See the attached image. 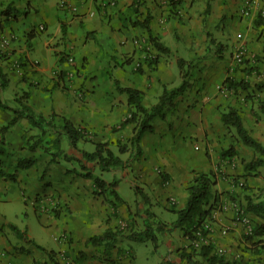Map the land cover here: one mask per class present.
<instances>
[{
    "label": "crops",
    "instance_id": "1",
    "mask_svg": "<svg viewBox=\"0 0 264 264\" xmlns=\"http://www.w3.org/2000/svg\"><path fill=\"white\" fill-rule=\"evenodd\" d=\"M69 1L77 12L60 8V0H0V34L12 38L0 57V129L26 103L36 115L60 127L64 117L86 129L79 142L82 150L93 152L95 143H108L127 161L132 152L118 154L113 145L127 143L135 123H124L129 98L116 82L141 92L146 108L159 102L166 87H180L184 72L188 84L162 115L151 119V129L137 150L138 160L109 172L94 165L88 168L106 183L116 182L104 194H95L94 180L84 175L88 169L58 172L55 165L46 164L41 131L27 117L0 135V264H53L42 250L18 238L10 224L54 250L60 264H187L179 257L191 244L183 229L163 235L155 247L128 240L130 226H123L144 228L146 210L156 220L172 224L178 217L173 208L186 206V186L193 172L211 170L227 176L218 175L211 231L206 242L195 247L199 252L204 244H212V254L242 264H264V249L246 240L235 202L245 204L246 196L264 199L263 168L258 174L244 170L242 160L253 156L238 140L235 128L222 120L223 113L236 108L245 128L264 146V131L263 135L257 131L264 129V114L260 119L252 115L264 103V22L256 24L264 0H175L179 2L175 6L168 0ZM146 15L151 16V34L169 51H157V63L138 70L141 52L134 40L150 35L138 22ZM240 48L247 57L238 67L234 56ZM179 60L187 62L183 69ZM232 76L245 80L248 87L226 96L222 86ZM50 139L52 135H46L43 142ZM231 145L238 152L231 158L238 162L236 167L221 159ZM64 148L70 150L67 140ZM156 167L165 176L156 173ZM235 179L245 182V191ZM248 216L255 224H264V217ZM121 229L123 236L113 247L89 241L107 230ZM262 240L264 244V236ZM134 242L145 246H133ZM23 248L28 253L19 252ZM196 258L199 264H209L202 256Z\"/></svg>",
    "mask_w": 264,
    "mask_h": 264
},
{
    "label": "trees",
    "instance_id": "2",
    "mask_svg": "<svg viewBox=\"0 0 264 264\" xmlns=\"http://www.w3.org/2000/svg\"><path fill=\"white\" fill-rule=\"evenodd\" d=\"M172 5H179L178 1L168 0ZM136 4H139L136 2ZM151 20L150 15L142 16V20L138 21L142 27H144L150 35L148 36L150 42L154 45V48L159 53H168V48L158 41V38H155L151 34V29L149 26ZM264 16L260 14V17L257 19L256 24L260 26L263 24ZM66 31L65 26L63 27ZM4 54V55H3ZM5 53H1L0 57H4ZM133 59V58H131ZM130 62L132 60H129ZM158 56L156 61L149 62V65L157 63ZM180 66L183 67L187 64L185 60H179ZM140 70V68H138ZM187 74L183 73L184 82L183 84L174 89H168L167 87L164 90V93L160 97L159 102L151 108H146L143 105L142 94L138 90L132 88H122L118 82L116 85L119 90L128 94V101L130 104V112L124 123H135L134 134L132 138L128 141L129 146L133 149L139 151V144L144 136V134L151 129L150 121L153 117L157 115H162L166 105L171 104L172 100L180 95L187 87L186 81ZM2 71L0 70V79H2ZM247 89L248 83L245 80L239 81L232 77H228L224 82L222 89L226 88L227 90H232L238 92V88ZM23 108L19 112L14 111V118L7 125L3 126L0 129V135L3 136L12 126H14L21 117L25 116L29 119L31 124L41 131L40 143L44 140L43 138L46 135H52V139L46 141L48 148L46 152L50 154L51 160L50 164L57 163L58 159H65L70 163H77L80 170H87L89 164H93L102 172H109L113 170H118L125 168L129 165L127 161H124L119 155H116L110 148L108 143H95V150L93 152H88L82 150L79 147V142L85 139L86 129L82 127H76L71 121L66 118H61L62 125H56L51 123L52 121L47 120L44 116L36 115L32 112L31 107L24 103L22 104ZM260 110L264 113V103L260 106ZM55 116V114H54ZM223 123L228 127H235L237 135L241 142L250 148H253L257 151L262 157H264V146L255 138L252 137L250 132L245 128L242 118L239 111L230 107L227 112L222 114ZM68 141L70 144V150L64 148V141ZM36 146V145H35ZM35 146H30V149L33 150ZM56 149L55 152H50L52 148ZM126 146V145H125ZM122 146L121 152L124 153L128 151V147ZM236 150L234 147L226 150L222 153L221 157L224 159L226 157H234L236 155ZM244 170L251 173L252 171L258 169L264 164V159L255 160L252 162L243 161ZM84 175L90 177L94 180L96 191L95 194H104L112 187H115L116 182L110 184L106 183L102 178L93 176L91 171L88 169ZM217 184V173L213 170L211 171H199L194 172L191 180L186 186L188 193L187 203L183 209L176 210L173 208V212L177 214V220L172 224H166L164 222L156 220V215L151 211L146 210L144 215L147 217L144 223V228L135 229L133 225L130 226L128 235L126 236L128 240L148 243L151 242L155 247H158V243L162 236L170 233L175 229H183L185 236L191 240V244L181 250L179 257L182 261H186L187 264H199L197 256L204 257L209 264H242L241 261L228 260L223 255L212 254L214 246L212 244H204L200 251L198 252L195 244L200 242L202 237L207 238V235L210 233L208 230H201L205 224L210 223L213 212L217 209L216 201H214L213 188ZM246 190V187L244 188ZM115 195L117 201H122L118 194L114 191L112 192ZM138 193H141L138 191ZM146 201L148 199L145 198ZM245 204L242 205L239 212V219L241 220L243 215L253 213L258 216L264 217V199L255 201L252 197H245ZM115 207V204H114ZM57 211V210H55ZM131 212L129 211V216ZM243 213V214H242ZM9 227L16 234V236L26 243L35 245L37 248L42 250L50 261L53 264H60L57 260V253L54 250H47L44 247L38 245L34 240L30 239L28 234L24 231L22 232L16 225L10 224ZM201 230L202 236H199V231ZM123 229L121 230H107L102 235L94 236L89 239V241L96 246L105 245L106 247H113L118 241V237H122ZM264 236V224H256L252 229L251 233L246 234V240L250 241V245L254 247H260L264 249V244L262 237ZM259 251V250H258ZM21 253H28L27 250L20 249ZM162 264H171L170 261L163 262Z\"/></svg>",
    "mask_w": 264,
    "mask_h": 264
},
{
    "label": "rangeland",
    "instance_id": "3",
    "mask_svg": "<svg viewBox=\"0 0 264 264\" xmlns=\"http://www.w3.org/2000/svg\"><path fill=\"white\" fill-rule=\"evenodd\" d=\"M229 41L227 40V42H225L227 45L229 44V46H230V43H228ZM245 62V61H244ZM244 64V63H243ZM243 64H241V65H243ZM241 65H237L238 67L239 66H241ZM225 89V92H227V95L226 96H228L229 94L231 95V96H234V95H236L238 92H234V91H232V90H227L226 88H224ZM259 109V108H258ZM258 114V115H257ZM259 114H264V113H262L261 111L259 112H257V113H255V110H253L252 111V115H253V117L254 118H258V119H260V117H259ZM261 116V115H260ZM230 128H235V127H230ZM235 131H236V128H235ZM258 131V133L259 134H261V135H263V133H260L261 131H264V129H262V130H257ZM237 132V131H236ZM237 134V133H236ZM237 137H238V135H237ZM238 140L241 142V140L239 139V137H238ZM242 143V142H241ZM126 145V146H125ZM114 146V150L116 151V152H118V154L120 153V154H126V153H130V152H132V154H131V156H130V159H128L127 160V162L129 163V164H132L134 161H136V160H138V151L136 150V149H133V151H132V149H131V147L129 146V144H128V142L127 143H125V144H117V145H113ZM122 146H125V147H128L129 149H128V151H126V152H124V153H122L121 152V147ZM40 147H41V149H42V152L44 151V153H46V155H47V160H46V164L47 163H49L50 162V160H51V156H50V154H48V152H46V148H48V145L46 144V142H42L41 143V145H40ZM231 147H234V146H232L231 145ZM231 147H229L228 149H230ZM49 148H52V146H49ZM109 148H110V144H109ZM235 148V147H234ZM249 148V150H250V155H252L253 157L250 159V160H247V159H243L242 160V164H243V161H246V162H252V161H255V160H259V159H264V157H262L257 151H255L253 148H250V147H248ZM68 149V148H67ZM227 149V150H228ZM235 150H236V148H235ZM56 151V149H51L50 150V152H55ZM198 151V150H197ZM133 152H136V153H133ZM193 152H196V149L194 148V146H193ZM223 152H225V151H223ZM222 152V153H223ZM238 153V152H237ZM245 155H246V151H244L243 152ZM117 155V154H116ZM222 155V154H221ZM232 157H226V158H224V160H226L227 161V163L229 164H231V165H235L234 167H236V166H238V162H236V161H234L233 159H231ZM221 159H223L222 157H221ZM51 165H55L54 167L57 169V171L59 172V171H65V170H67V171H71V170H74V169H78V170H80V168L78 167V164L77 163H75L74 162V164L73 163H70V162H67L65 159H58L57 160V163H53V164H51ZM50 165V166H51ZM243 166H244V164H243ZM92 167H93V164H89V169L90 170H92ZM261 168H263V170H262V174H264V164L261 166V167H259L258 169H256V170H254V171H252V172H257V174L260 172V169ZM156 173H158L159 175H162V176H165V172L161 169V168H159V167H156L155 168V170H154ZM196 172V171H195ZM251 172V173H252ZM217 173V178H218V175L219 176H227L226 174H222V173H220V172H216ZM107 174V173H106ZM194 175V172H193V174H192V176ZM237 177H240V176H237ZM192 178V177H191ZM191 178H190V180H191ZM59 179V181H63V180H65V177H59L58 178ZM239 179V178H238ZM167 180V177H164V179H163V181H164V183L165 182H167L166 181ZM189 180V181H190ZM237 179H235V182H236V184H238V186L241 188V190H243V191H245V182L244 181H236ZM188 181V182H189ZM188 182H187V184H188ZM236 203H237V208H238V216H239V212H240V209H241V207H242V205H243V203L241 204V202H238V201H235ZM55 206H56V208L58 207V204H55ZM250 214V213H249ZM249 214H245V215H249ZM136 227V226H135ZM129 229V225H124L123 226V229ZM151 243V242H150ZM133 244V246H140L141 248H142V246H145V245H141V244H139V243H132ZM149 246H150V249L151 250H154V247H153V245L152 244H149Z\"/></svg>",
    "mask_w": 264,
    "mask_h": 264
},
{
    "label": "built area",
    "instance_id": "4",
    "mask_svg": "<svg viewBox=\"0 0 264 264\" xmlns=\"http://www.w3.org/2000/svg\"><path fill=\"white\" fill-rule=\"evenodd\" d=\"M79 2H86V0H78ZM248 3L251 0H247ZM59 7L64 9V10H70L73 12L78 11V7L76 5H73L69 0H60L59 2ZM245 15L249 13L248 8L243 11ZM262 16H264V9L261 11ZM44 26H40V30H44ZM11 37H5L4 35L0 34V46H1V51L2 53H7L8 48L11 44ZM134 44L137 48H139L141 52V58L138 59L136 62V67L140 68L143 64H147L149 62H154L157 59V50L154 48V45L152 42H150L148 37H141L136 40H134ZM246 51L243 48H240L237 53L234 56V62L237 65H241L244 63L246 59ZM68 61L72 62L74 61L73 57H69ZM198 148V147H197ZM175 200H172V203H174ZM243 214V213H242ZM243 224L246 226V234L251 233L252 229L256 225L254 221L248 216V215H243L242 219L240 220ZM208 230L211 231V224H205L201 230ZM201 230L199 231V236H202ZM200 242H206V238L202 237L200 239Z\"/></svg>",
    "mask_w": 264,
    "mask_h": 264
}]
</instances>
